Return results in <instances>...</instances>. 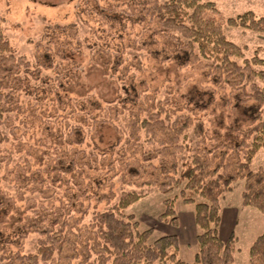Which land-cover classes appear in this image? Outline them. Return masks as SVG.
I'll return each instance as SVG.
<instances>
[{
	"label": "rangeland",
	"instance_id": "obj_1",
	"mask_svg": "<svg viewBox=\"0 0 264 264\" xmlns=\"http://www.w3.org/2000/svg\"><path fill=\"white\" fill-rule=\"evenodd\" d=\"M155 1L0 0V20L16 52L52 66L46 72L53 78L46 91L19 89L4 127L17 125L12 141L0 144V202L6 205L4 211L0 205V264L34 250L39 234L26 233V227L41 229L43 216L53 220L59 206L73 210L71 223L83 235L80 241L70 235L77 245L66 244L44 264H77L92 212L131 189L145 193L124 212L134 215L141 230L154 227L151 240L179 232V256L194 260L195 205L183 200V183L167 192L141 186L154 178V170L139 166L145 157L130 138L133 118L162 99L176 114L203 120L220 142H230L239 139V128L248 127L257 105L218 85L201 62L184 64L182 52L150 14ZM211 1L225 18L248 10L264 15V0ZM224 29L246 47L248 57H264L263 33L228 24ZM57 81L62 84L55 87ZM144 148H152L151 141H144ZM128 164L136 171L128 172ZM262 166L264 147L252 162L254 170ZM244 184V179L234 182L223 198L220 228L224 240L234 233V258L241 264L248 263L251 244L264 233V213L242 204ZM173 196L179 225L159 219L164 201Z\"/></svg>",
	"mask_w": 264,
	"mask_h": 264
},
{
	"label": "trees",
	"instance_id": "obj_2",
	"mask_svg": "<svg viewBox=\"0 0 264 264\" xmlns=\"http://www.w3.org/2000/svg\"><path fill=\"white\" fill-rule=\"evenodd\" d=\"M150 14L163 36L182 52L179 55H183L184 64L201 62L218 85L241 92L244 102L257 105L256 111L248 127L237 130L239 139L230 142L211 136L203 120L194 118L192 122L188 114H176L161 98L154 100L146 115L134 116L130 138L142 146L145 157L139 166L154 170V178L144 180L141 186H157L167 192L183 183V200L195 205L198 248L194 260L179 256L177 233L151 240L154 227L141 230L134 215L124 212L145 193L131 189L122 191L110 207L92 212L83 257L77 264H241L234 258V233L228 240L220 235L222 201L234 182L244 179L242 204L264 213V166L252 168L255 156L264 147V86L258 81H264V57H248L246 47L226 35L224 24L264 34V15L248 10L225 18L211 0H156ZM48 68L52 66L41 60L32 63L18 54L0 20V144L12 141L10 136L17 125L13 124V130L4 127L13 116L19 89L28 93L32 89L46 91L48 86L51 89L53 78L47 74ZM59 83H54L55 87ZM141 130L146 131L145 138ZM144 141H151L152 148L145 150ZM127 168L128 172L136 171L130 164ZM177 199L173 196L164 201L160 220L179 225ZM0 205L4 211V202ZM59 209L53 220L43 216L41 229L26 227V233L39 234L34 250L6 257L7 264H44L60 256L66 244L77 245L70 235L80 241L83 234L71 223L73 210L65 206ZM249 255L246 264H264V233L251 244Z\"/></svg>",
	"mask_w": 264,
	"mask_h": 264
},
{
	"label": "crops",
	"instance_id": "obj_3",
	"mask_svg": "<svg viewBox=\"0 0 264 264\" xmlns=\"http://www.w3.org/2000/svg\"><path fill=\"white\" fill-rule=\"evenodd\" d=\"M222 217H223V214H222ZM223 219H224V218H222V222L224 221ZM179 222H180V221H179ZM177 234H179V232H178Z\"/></svg>",
	"mask_w": 264,
	"mask_h": 264
}]
</instances>
